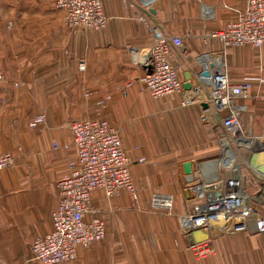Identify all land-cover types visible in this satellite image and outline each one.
<instances>
[{"label":"crops","instance_id":"0c3cea01","mask_svg":"<svg viewBox=\"0 0 264 264\" xmlns=\"http://www.w3.org/2000/svg\"><path fill=\"white\" fill-rule=\"evenodd\" d=\"M21 1L11 25H0V72L6 78L0 83V155L16 157L14 166L0 172L3 263L40 264L31 246L53 230L57 184L76 155L70 125L101 119L120 131L138 201L127 192L108 200L97 190L93 205L104 213L106 238L79 248L76 260L62 264H254L251 250L240 246L248 237H262L264 245V235L216 238L214 256L194 258L176 215L193 205L186 166L191 164L194 173L199 162L219 154L213 123L203 120L204 103L184 107L183 95L154 100L139 81L147 71L140 62L153 43L149 23L185 38L172 60L187 94L185 85L192 87L201 70L196 58L223 50L218 39L203 38L226 29L233 9L242 8L245 0H159L150 13L135 0H102L110 18L102 31L69 27L51 0ZM200 2L216 8L215 18H202ZM225 71L234 83L252 84L253 98L239 102L248 107L245 124L258 133L264 113V47L228 49ZM39 117L43 121L37 122ZM55 143L59 150L53 149ZM156 193L174 197V216L151 212ZM200 232V242L212 237Z\"/></svg>","mask_w":264,"mask_h":264},{"label":"built area","instance_id":"2783aa9c","mask_svg":"<svg viewBox=\"0 0 264 264\" xmlns=\"http://www.w3.org/2000/svg\"><path fill=\"white\" fill-rule=\"evenodd\" d=\"M157 2L159 0H135V4L147 12L153 10ZM53 3L64 13L69 27L102 31L110 20L102 0H53ZM200 3L202 18L206 21L215 18L216 8ZM233 13L234 18L226 29L203 39H218L224 55L230 48L250 46L261 50L264 47V0H245L244 6L233 9ZM144 19L148 21V17ZM148 26L153 43L146 55L150 56L152 73L146 71L140 78L142 89L154 100L183 95L184 107L192 103L207 104L209 108L204 110L203 120L213 123L219 145L218 156L199 162L190 175L187 193L193 201L192 208L176 215L185 238L198 231L211 232L210 239L188 242L194 258L204 260L216 254V238L249 234L251 223L256 225V234L264 235V173L260 171L264 167V113L260 119L261 134L253 136L243 123L248 107L239 103L253 98L252 84L234 83L225 71V64L215 65L211 54L196 58L201 70L195 72L192 88L185 94L184 83L179 79L180 67L172 60L173 50H182L185 38L151 23ZM80 70H85L84 62ZM4 82L6 78L0 72V83ZM18 85L15 83L16 87ZM99 104L103 106L104 101ZM36 121H43V117ZM70 129L76 155L68 163V175L57 184L59 203L51 216L53 230L31 246L33 259L40 264L71 263L76 260L79 248H89L106 238L104 213L93 205L97 190L108 200L127 192L138 201V188L130 171L132 161L123 149L120 131L101 119L77 120ZM60 148L56 143L53 145L54 150ZM242 150L247 156L241 154ZM15 159L11 152L0 155V172L14 166ZM228 172H236L238 176L228 179ZM150 208L152 213L174 216V197L156 193L151 198ZM0 264H4L1 258Z\"/></svg>","mask_w":264,"mask_h":264},{"label":"rangeland","instance_id":"374dc122","mask_svg":"<svg viewBox=\"0 0 264 264\" xmlns=\"http://www.w3.org/2000/svg\"><path fill=\"white\" fill-rule=\"evenodd\" d=\"M51 1H52V4L54 5L53 0H51ZM8 8L10 10L7 11ZM21 8H22V1L21 0H0V25H3V26H8L9 25L10 26L11 23L10 24H8V23H9V21L11 22V20H10L11 16H12V18H13V14H14V16H17L16 12L19 11ZM7 12H9L10 14L7 13ZM212 34H209L206 37H209ZM233 49H236V48H233ZM17 84H19V83H17ZM165 98H167V97H165ZM165 98H163V99H165ZM163 99H160V100H157V101H161ZM241 104H244V103H241ZM245 116L246 115L243 116V123L244 124H245V121H246V117ZM260 119H261V117H260ZM245 126L247 127V128H245V130L247 132L248 131L251 132V134L253 136H257V135L261 134V128H260L259 132L257 133V131H255L254 128H252V126H247L246 124H245ZM213 135L216 138L215 133ZM215 140H217V139H215ZM241 154H243V156H247L245 154V151H243V150L241 151ZM242 235H244V234H242ZM236 236L237 235H235V236L224 235V236H220L218 238H221L222 240H231V239H234ZM261 238L262 237H258L256 239L255 238L254 239H250L248 237L246 239V242H245L246 245H241L240 246L243 249L247 248V249L251 250V252H252L251 256H252V258L254 260V264H264V245L262 244V241H259ZM252 240H257V242H261V243H259V244L257 243V245H255L253 243V244L250 245ZM263 242H264V238H263ZM228 247H231V246H228Z\"/></svg>","mask_w":264,"mask_h":264},{"label":"water","instance_id":"95a60500","mask_svg":"<svg viewBox=\"0 0 264 264\" xmlns=\"http://www.w3.org/2000/svg\"><path fill=\"white\" fill-rule=\"evenodd\" d=\"M210 59H211V61L215 64V65H224L225 64V55H224V53L223 52H217V53H213V54H211L210 55ZM149 61H150V56L149 55H146L145 56V58H144V60H143V62H142V64H141V66L145 69V70H147V72L149 73V74H151L152 72H151V66H150V63H149ZM191 84H186L185 85V89L186 90H191ZM202 108L204 109V110H207L209 107H208V105L207 104H202ZM253 165H257L256 163H253ZM192 171H193V169H192V165L191 164H188L187 166H186V173L188 174V175H191V173H192ZM260 171L262 172V173H264V167H262V168H260ZM238 176V174L236 173V172H232V173H230V172H228L227 174H226V177L228 178V179H234V178H236ZM249 233H251V234H256V225L254 224V223H251L249 226ZM200 235H201V232L200 231H198V232H195L191 237H188V238H186V240H187V242H192V241H196V242H200Z\"/></svg>","mask_w":264,"mask_h":264},{"label":"bare ground","instance_id":"6f19581e","mask_svg":"<svg viewBox=\"0 0 264 264\" xmlns=\"http://www.w3.org/2000/svg\"><path fill=\"white\" fill-rule=\"evenodd\" d=\"M204 168H206V166H204Z\"/></svg>","mask_w":264,"mask_h":264}]
</instances>
